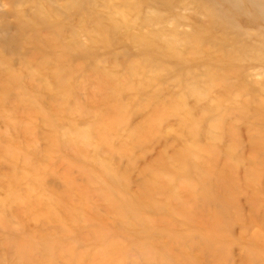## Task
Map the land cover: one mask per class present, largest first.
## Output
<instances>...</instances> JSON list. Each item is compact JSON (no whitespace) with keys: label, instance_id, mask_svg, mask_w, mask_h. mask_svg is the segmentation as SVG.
Here are the masks:
<instances>
[{"label":"rangeland","instance_id":"374dc122","mask_svg":"<svg viewBox=\"0 0 264 264\" xmlns=\"http://www.w3.org/2000/svg\"><path fill=\"white\" fill-rule=\"evenodd\" d=\"M0 264H264V0H0Z\"/></svg>","mask_w":264,"mask_h":264},{"label":"bare ground","instance_id":"6f19581e","mask_svg":"<svg viewBox=\"0 0 264 264\" xmlns=\"http://www.w3.org/2000/svg\"><path fill=\"white\" fill-rule=\"evenodd\" d=\"M23 254H25V253H23Z\"/></svg>","mask_w":264,"mask_h":264}]
</instances>
